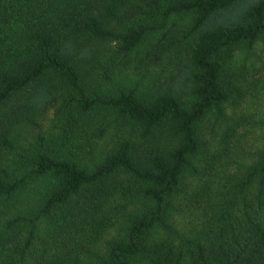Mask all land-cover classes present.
<instances>
[{"label": "trees", "instance_id": "16d2710c", "mask_svg": "<svg viewBox=\"0 0 264 264\" xmlns=\"http://www.w3.org/2000/svg\"><path fill=\"white\" fill-rule=\"evenodd\" d=\"M262 39L264 0H0V264H264V146L212 185L207 149Z\"/></svg>", "mask_w": 264, "mask_h": 264}, {"label": "rangeland", "instance_id": "374dc122", "mask_svg": "<svg viewBox=\"0 0 264 264\" xmlns=\"http://www.w3.org/2000/svg\"><path fill=\"white\" fill-rule=\"evenodd\" d=\"M176 30V29H174ZM174 32L168 33L166 38L162 40V45L169 49L165 53V58L161 60L163 67L165 65V72L163 69L162 78L160 81L170 84L169 77L177 76L176 81H180L178 74L179 66L176 48L172 43H177L174 38ZM100 53L103 48L100 44H96L92 50L98 49ZM117 50V43L112 42L105 48V52L111 51L114 53ZM235 68L238 69L240 75L238 80H241L239 85L240 93L235 100L230 99L227 104L226 113L229 117V125L235 129L233 136L230 138L227 147L219 151H215V145L207 146V149L212 154L210 158V185L218 184L222 180V171L225 173H233L237 169V163L242 159H250L260 148L264 146V39H262L256 47L250 52L238 54ZM117 61L122 59L121 55L115 54ZM101 62L105 58H100ZM150 67H156L152 63L148 64ZM168 73H171L168 75ZM102 78V72L101 76ZM29 131L34 137L49 138L51 135L60 136L64 131L67 137H71L73 147L79 145L85 136L89 135V128H76L70 130L68 127L62 126L54 117L52 109H47L42 114H38L35 119V124L29 128ZM105 131V129H104ZM103 131V132H104ZM108 133V130L105 134ZM222 133V127H215L213 129L211 123L205 122L203 124V138L205 141L217 140ZM91 138L95 136L91 135ZM98 144L109 146V137L103 138ZM207 156V153H206ZM219 178H217V176ZM227 176V175H225ZM207 179V176L203 178ZM51 246L49 250H53Z\"/></svg>", "mask_w": 264, "mask_h": 264}]
</instances>
